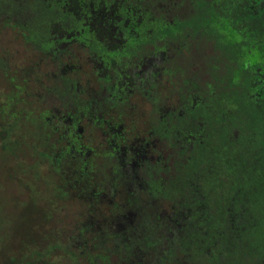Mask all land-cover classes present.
Instances as JSON below:
<instances>
[{
	"label": "rangeland",
	"instance_id": "374dc122",
	"mask_svg": "<svg viewBox=\"0 0 264 264\" xmlns=\"http://www.w3.org/2000/svg\"><path fill=\"white\" fill-rule=\"evenodd\" d=\"M30 1L0 0V264H159L168 204H129L132 179L107 149L117 126L147 127L149 105L133 99L124 120L96 107L84 46L27 41ZM40 1L61 6L76 28L115 29L120 12L134 17L112 0H99L98 11L79 0ZM136 13L138 30L155 28V15Z\"/></svg>",
	"mask_w": 264,
	"mask_h": 264
},
{
	"label": "trees",
	"instance_id": "16d2710c",
	"mask_svg": "<svg viewBox=\"0 0 264 264\" xmlns=\"http://www.w3.org/2000/svg\"><path fill=\"white\" fill-rule=\"evenodd\" d=\"M128 1L130 8H145L150 17L156 15V4L160 2L125 0ZM172 2L166 0V4ZM162 3L165 4L163 0ZM189 3L193 15L171 19V23L161 26L159 33L171 39L183 34L212 42L215 54L211 61L210 92L232 93L233 112L231 124L221 125V99L225 97L215 101L217 108L213 104L207 106L202 94L209 91L188 82L193 107L183 109L181 103L189 93L179 90L177 110H184L187 128L197 140L183 156L174 155L175 163L165 174L161 195L171 208V227L162 230L165 235L162 245L159 244V264H264V86L256 88L260 90L257 95L254 91L249 94L248 78H243L241 87L232 84L241 50L219 33L227 27L241 29L242 37L254 42L264 60V0ZM62 11L49 8L40 0H32L28 6L29 14L40 23L39 30L58 18L64 19L66 12ZM186 120L176 123L182 126ZM223 144L229 158L225 161ZM234 156L238 158L233 160Z\"/></svg>",
	"mask_w": 264,
	"mask_h": 264
},
{
	"label": "flooded vegetation",
	"instance_id": "af4514ba",
	"mask_svg": "<svg viewBox=\"0 0 264 264\" xmlns=\"http://www.w3.org/2000/svg\"><path fill=\"white\" fill-rule=\"evenodd\" d=\"M159 1L156 4L158 12L152 18L156 21V25L150 31L138 30L134 23L138 16L136 12L140 11V17L146 16V9L137 6L130 8V2L125 0L111 2H119L120 9L131 11L134 17L120 12L119 16L117 15L115 29L101 23L93 30L76 28L75 19L71 14L64 13L59 5L46 4L49 8L54 7L62 11L66 16L64 19L58 18L46 24L44 29L39 30L40 23L35 21L28 12V6H31L32 0L26 4L27 20L31 25V30L28 34L26 33L27 41L35 43L37 48L41 43L48 41L50 43L47 44L57 45L76 42L89 52L94 65L93 73L98 83L97 93L91 101L96 107L109 111V114L118 113L116 118L124 120L125 111L130 109L133 99L141 98L149 105L147 127L143 131L140 129L134 132L131 127L129 131L119 125L117 126L120 128L119 135L116 134L114 139L107 141V149H111L110 162L115 163L113 168L116 170L121 168L132 179V190L127 192L125 198L127 197L126 201L133 206L149 197L152 201L157 199L167 203L161 195L166 171L174 165V155L183 156L188 148H193L197 140L187 128L184 110H177L179 90H182V93H189L184 95L181 107L183 109L187 106L193 107L191 105L193 98L189 100L192 87L188 82L201 85L204 91H209L202 94L207 106L213 104L217 108L218 103L215 101L225 97L221 99L224 102L220 109V115L224 118L221 125L231 124L232 120L233 106L230 98L232 93L220 95L210 92L211 61L215 54L212 42L199 37L194 40L189 38V35L183 34H177L175 39H171L159 33L161 26L171 23V19H183L193 15L190 0H184L181 5L176 2L166 4V0H163L165 4L162 0ZM99 4V0H79L78 2V6L91 10L95 8L96 11L99 10ZM107 5L108 2H104L101 6L106 9ZM175 9H180L182 13L175 16L173 13ZM53 25H57L59 30L48 29ZM219 33L227 39V42L231 40L236 43L241 50L240 58L236 63L237 67L231 78L232 84L241 87L243 78H248L249 94L254 91L259 95L260 90L256 88L264 86V60L258 55L254 42H248L246 38H243L241 29L227 27L221 29ZM186 81L187 87H184ZM179 119L186 122L179 126L176 123ZM207 128L209 129V126ZM131 134L134 135L131 136ZM224 149L226 147L223 144L222 160H229ZM237 158L234 156L233 160ZM225 166L224 162L223 167ZM144 202L149 203V200ZM168 207L167 218L169 219L171 218L169 204ZM144 210L153 211V208ZM158 225L161 227V224Z\"/></svg>",
	"mask_w": 264,
	"mask_h": 264
}]
</instances>
